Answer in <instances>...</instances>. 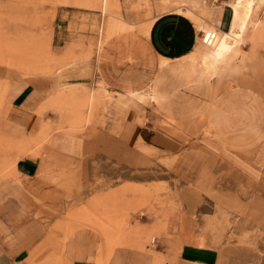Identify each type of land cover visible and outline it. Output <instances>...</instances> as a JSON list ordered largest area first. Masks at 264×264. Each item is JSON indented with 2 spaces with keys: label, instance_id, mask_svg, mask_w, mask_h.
<instances>
[{
  "label": "rangeland",
  "instance_id": "rangeland-1",
  "mask_svg": "<svg viewBox=\"0 0 264 264\" xmlns=\"http://www.w3.org/2000/svg\"><path fill=\"white\" fill-rule=\"evenodd\" d=\"M153 6L154 0H0V190L8 184H25L26 177L17 171L25 157L50 160L52 155V170L62 172L60 180L71 178L61 185L58 180L50 182L51 191L30 189V217L46 225L51 236L25 264H68L64 246L78 232H85L86 241L92 243L94 264H132L134 255L126 250L148 257L136 264H170L185 243L208 246L240 240L234 235L218 237L229 227L223 221L210 231L205 229L215 237L203 236L199 213L187 205L192 197L185 190L192 185L177 179L171 158L163 159L158 149L138 145L150 143L147 138L154 126L177 124L151 101L153 70L146 71V63L126 57V91L110 83L106 75L107 37L126 35L129 50L142 24L155 16ZM263 6L252 17L255 23L249 29L257 26L254 33L248 29L230 55L250 39L259 73H264ZM189 13L199 31L212 28ZM210 50L200 41L191 55L202 62ZM188 65L194 64L189 60ZM219 69L202 65L200 75L212 79ZM26 82L37 87L41 104L36 111L43 126L25 136L7 127L5 113L8 94ZM168 87L163 95L156 88L161 99L171 93ZM137 130L143 137L126 142V133ZM259 150L261 155L264 143ZM70 156L74 163L68 161ZM225 158L222 176L237 178L234 184L244 183L241 189L246 193L249 179L237 175L240 167L231 156ZM187 210L192 211L190 215L184 213ZM191 217L199 224L193 225ZM259 241L264 243V238ZM257 245L247 248L255 249L264 264V246ZM164 246L171 253H164Z\"/></svg>",
  "mask_w": 264,
  "mask_h": 264
},
{
  "label": "crops",
  "instance_id": "crops-1",
  "mask_svg": "<svg viewBox=\"0 0 264 264\" xmlns=\"http://www.w3.org/2000/svg\"><path fill=\"white\" fill-rule=\"evenodd\" d=\"M153 9L155 16L142 24L129 50H126V35L109 38L104 48L106 75L110 83L126 91V57H130L146 63V71L153 70L149 89L153 86L163 95L170 85L171 93L155 104L177 124L173 128L154 126L147 138L150 143L139 142L138 145L158 149L163 159L171 158V170L177 179L192 185L193 188L185 190L192 197L187 205L199 213L203 236L215 237L205 229L210 231L215 223L223 221L229 222V227L218 237L234 235L240 239L231 243L220 240L208 246L185 243L176 261L170 264H261L256 250L247 248L256 244L264 246L259 241L264 238V152L260 155L263 150H259L264 143V73L254 67L251 41L242 42L232 57L231 50L225 63L215 67L220 68L218 74L209 79L207 75L201 76L199 69L193 71L188 65L201 34L188 15L193 13L204 21L206 28L223 30L217 43L230 27L229 0H154ZM256 28L251 29V34ZM7 101L5 123L8 128L26 136L43 126L36 111L41 104L37 100L36 85L19 84L8 94ZM134 131L126 133V142L134 143L143 137L140 130ZM187 142L190 145L187 146ZM135 150L146 158L141 150ZM227 155L240 167L237 175L249 179L245 182L244 194L241 189L244 183L234 184L237 178L222 176ZM48 156L51 160L52 155ZM50 160L42 156L22 158L17 171L26 177L25 184H8L0 190V264H25L33 252L50 239L47 226L30 217L33 199L29 196L30 189L51 191L54 188L50 182L58 180L61 185L69 180L68 176L60 180L62 172H54ZM68 161L74 163V157H68ZM191 212L184 213L190 215L187 213ZM190 220L193 225L199 224L192 217ZM91 246L85 232H78L65 243L64 261L94 264ZM164 248V253H171L166 246ZM243 250L247 252L244 255ZM127 253L134 255L132 264L148 259L141 252L126 250ZM262 255L264 257V251Z\"/></svg>",
  "mask_w": 264,
  "mask_h": 264
},
{
  "label": "bare ground",
  "instance_id": "bare-ground-1",
  "mask_svg": "<svg viewBox=\"0 0 264 264\" xmlns=\"http://www.w3.org/2000/svg\"><path fill=\"white\" fill-rule=\"evenodd\" d=\"M230 1H231L230 5L232 8V19L229 29L224 31V34L220 37L217 43H215V45L211 47V50L209 51V53L206 55V57L203 59L202 62H199L198 58H195V55H191L189 57L191 63L194 64L192 66L190 65L193 71H197V68L200 71L202 65L205 66V68L211 69V67H216L225 63V60L229 52L236 46L238 42H240L243 39V35L245 34L246 30H248L247 29L248 26L252 23V21H254L252 19V17H254L253 14L255 15L256 14L255 11L257 10V8L258 9L262 8L260 6L264 4V0H230ZM106 3L109 4V2ZM254 23L255 22H253V24ZM117 26L119 25H116V27ZM108 29L110 30V28ZM249 30L251 31V29ZM107 39H109V37H107ZM150 96H151V101L153 102H159L161 99L155 88L151 89Z\"/></svg>",
  "mask_w": 264,
  "mask_h": 264
},
{
  "label": "built area",
  "instance_id": "built-area-1",
  "mask_svg": "<svg viewBox=\"0 0 264 264\" xmlns=\"http://www.w3.org/2000/svg\"><path fill=\"white\" fill-rule=\"evenodd\" d=\"M200 41L206 47H212L215 45L217 37H218V30L217 28H209L207 30L200 31ZM157 241V237L153 236L151 239V243L155 244Z\"/></svg>",
  "mask_w": 264,
  "mask_h": 264
}]
</instances>
